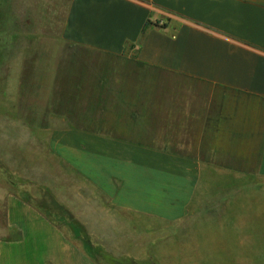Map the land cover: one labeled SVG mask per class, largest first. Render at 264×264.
<instances>
[{"label":"crops","instance_id":"crops-1","mask_svg":"<svg viewBox=\"0 0 264 264\" xmlns=\"http://www.w3.org/2000/svg\"><path fill=\"white\" fill-rule=\"evenodd\" d=\"M60 39L105 59L65 69L52 53L48 119L61 125L39 129L55 156L26 162L79 221L90 195L168 219L202 182L264 177V0H68ZM12 211L0 264H47L48 216L21 196Z\"/></svg>","mask_w":264,"mask_h":264},{"label":"rangeland","instance_id":"rangeland-1","mask_svg":"<svg viewBox=\"0 0 264 264\" xmlns=\"http://www.w3.org/2000/svg\"><path fill=\"white\" fill-rule=\"evenodd\" d=\"M67 1L0 0V236H14L5 225L15 218L7 204L21 196L38 203L55 228L53 243L40 247L39 258L48 257L47 264H264V177L202 182L185 209L168 208L182 212L168 219L154 214L157 206L149 213L119 207L101 211L90 195L86 219L79 221L84 215L59 204L61 196L52 198L47 185L58 193L60 183L49 185L42 176L46 167L26 162L55 156L46 146V131L39 129L48 121L61 125L48 119L52 53L65 66L71 59H105L60 39ZM87 183L94 192L95 184Z\"/></svg>","mask_w":264,"mask_h":264},{"label":"trees","instance_id":"trees-1","mask_svg":"<svg viewBox=\"0 0 264 264\" xmlns=\"http://www.w3.org/2000/svg\"><path fill=\"white\" fill-rule=\"evenodd\" d=\"M149 23V21H146L145 25H147Z\"/></svg>","mask_w":264,"mask_h":264}]
</instances>
